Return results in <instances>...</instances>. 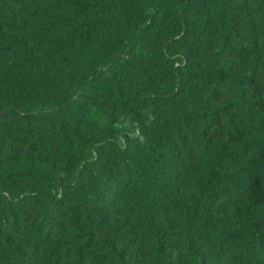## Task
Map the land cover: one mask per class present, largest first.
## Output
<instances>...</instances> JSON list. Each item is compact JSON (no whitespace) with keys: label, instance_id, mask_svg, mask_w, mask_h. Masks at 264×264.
I'll return each instance as SVG.
<instances>
[{"label":"trees","instance_id":"1","mask_svg":"<svg viewBox=\"0 0 264 264\" xmlns=\"http://www.w3.org/2000/svg\"><path fill=\"white\" fill-rule=\"evenodd\" d=\"M0 264H264V0H0Z\"/></svg>","mask_w":264,"mask_h":264}]
</instances>
